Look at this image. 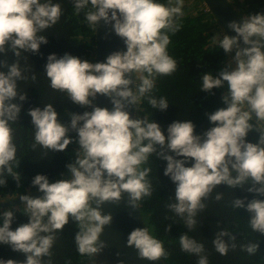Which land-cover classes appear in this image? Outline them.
Wrapping results in <instances>:
<instances>
[{"label":"clouds","instance_id":"obj_1","mask_svg":"<svg viewBox=\"0 0 264 264\" xmlns=\"http://www.w3.org/2000/svg\"><path fill=\"white\" fill-rule=\"evenodd\" d=\"M183 4L184 0H72L75 13H83L95 31L101 21L111 25L126 51L112 52L104 62L96 63L67 53L46 58L44 76L49 87L91 111L70 114L68 124L60 122L52 104L27 112L33 126V149L40 146L65 152L70 144L77 147L74 159L65 165L67 178L61 173V179L50 182L46 175L37 174L31 187L42 195L18 196L27 223L12 230L15 211L0 213V245L24 254L23 264H44V258L52 255L57 235L70 220L77 229V252L97 257L106 247L100 237L112 222L103 206L117 205L127 194V206L136 210L141 200L152 195L148 179L152 169L146 165L153 155L166 162L163 175L175 185L174 199L170 198L167 208L183 220L188 231L195 228L197 214L207 207L205 202L223 185L260 197L247 202L234 198L231 206L244 209L250 229L264 236V14L229 22L227 27L234 36L213 37V43L232 59L215 77L211 72L200 76L202 92L227 88L220 97L224 107L206 113L211 125L207 130L197 135L191 121L178 120L167 126L165 134L152 119L130 118L127 111L130 106L137 111L142 100L154 110L169 107L167 99L157 98L153 90L158 77L171 76L177 70L167 49L170 34L180 30ZM61 16V5L54 0H0V55L11 52L15 57L10 64L0 60V69H6L0 71V177L10 175L17 187L21 174L13 171L17 147L12 125L19 120L26 100V92L18 91V82L36 80L35 74H25L20 60L22 53L35 55L48 43L41 33L56 25ZM98 95L109 99L111 110L94 106ZM250 132L259 134L256 143L247 141ZM0 186H6L5 179L0 178ZM222 198L219 192L214 196L217 202ZM235 241L233 234L222 230L212 244L224 256L237 247ZM179 244L181 251L198 257L197 264H208L202 243L183 234ZM126 246L140 260L168 258L162 241L146 227L134 228L127 235ZM258 247V243H248L241 250L255 255ZM0 264L18 262L8 259Z\"/></svg>","mask_w":264,"mask_h":264},{"label":"trees","instance_id":"obj_2","mask_svg":"<svg viewBox=\"0 0 264 264\" xmlns=\"http://www.w3.org/2000/svg\"><path fill=\"white\" fill-rule=\"evenodd\" d=\"M238 16L245 17L257 13L264 14V0H228ZM62 8V16L59 22L47 29L41 35L47 36L48 43L41 45L35 55L22 53L21 68L25 74L36 75V80L18 82V91L26 92V100L22 102L21 112L17 123L12 125L13 138L16 144V160L13 162V171L20 172L21 181L19 187L10 175L5 174L6 186H0V201L17 198L37 192L31 187V181L37 174L46 175L50 182L61 179V173L67 178L65 165L74 159L75 144H70L65 152L46 151L33 144V126L31 118L27 115L30 108L43 109L45 104H52L58 113L61 123L70 122V114H82L89 109L74 105L67 97L49 87V82L44 76V65L49 54L62 57L65 53L94 63V29L89 27L84 20L83 13L77 15L72 5V0H54ZM167 3V0H157ZM201 0H184V15L178 20L180 30L174 35L170 34L168 53L177 62V70L171 76L158 77L153 94L159 98L165 97L169 107L165 111L152 109L146 100L137 105L136 117H147L156 122L162 131H165L173 121L188 120L195 125V134L199 135L211 125L206 113L210 114L218 108L224 107L221 94L227 88L213 89L212 93L200 91L202 74L211 72L215 77L225 66L230 64L231 55H225L218 44L213 43L214 36L222 38L215 18L203 6ZM219 31V30H218ZM6 59L10 64L15 57L11 52L6 56L0 55V60ZM234 66V65H233ZM6 71V69H0ZM139 82L138 74L136 76ZM70 135L74 136V133ZM258 133L250 132L247 141L256 143ZM171 154V153H169ZM147 167L152 172L148 179L152 183L153 193L139 202L144 226L150 233L162 241L168 258L161 259L164 264H197L198 257L181 251L179 237L187 234L198 243L204 245L203 255L207 256L208 264H264V236L253 232L249 225V214L244 209H234L231 204L234 198L244 199L245 202L260 197L248 193L246 189H230L219 186L205 203L207 207L196 216L197 224L191 231L185 227L183 220L171 212L167 205L170 198L174 199L175 185L168 177L163 175L166 162L157 159L155 155L149 158ZM18 165V167H17ZM190 166V165H188ZM222 193L223 198L219 202L214 200L216 193ZM174 202V201H173ZM23 204L16 207L1 208L0 213L13 209L14 220L12 230L20 224L27 223V217L23 215ZM166 228H170L166 231ZM226 230L236 237L235 249H229L227 255L221 256L214 249L212 240L216 233ZM77 231L75 224L70 220L51 249V257L44 258V264H95V258L81 256L77 252L74 243V235ZM227 239V238H226ZM248 243H258L259 247L255 255H249L241 250V246ZM12 259L18 264H23L24 254L13 252L7 245H0V260Z\"/></svg>","mask_w":264,"mask_h":264},{"label":"water","instance_id":"obj_3","mask_svg":"<svg viewBox=\"0 0 264 264\" xmlns=\"http://www.w3.org/2000/svg\"><path fill=\"white\" fill-rule=\"evenodd\" d=\"M208 12L215 18L216 23L220 26L221 31L229 36H234L235 33L228 29L229 22H239L240 17L229 4L228 0H201ZM94 63L104 62L105 58L116 51H126L122 40L117 37L111 29V25L105 26L103 21L99 22L97 30H94ZM241 46H243L241 44ZM264 51V49H262ZM134 79V76H130ZM134 90V85L129 86ZM94 106L108 108L111 110L112 105L109 99L97 96L94 101ZM91 111V109H89ZM127 111L130 118L136 117V110L130 106ZM32 198H37L42 193L34 192L28 194ZM22 205V202L17 198L0 201V209L8 207H16ZM102 211L112 215V222L106 226L100 237L106 247L102 252L95 257V264H164L162 260L146 261L138 259L137 252L133 248L126 246L127 235L134 228H143L144 222L140 207L133 210L127 206V194L122 195L121 202L117 205L105 204Z\"/></svg>","mask_w":264,"mask_h":264},{"label":"rangeland","instance_id":"obj_4","mask_svg":"<svg viewBox=\"0 0 264 264\" xmlns=\"http://www.w3.org/2000/svg\"><path fill=\"white\" fill-rule=\"evenodd\" d=\"M204 6V5H203ZM219 30V31H218ZM218 30H215L216 31V33H221V29H218ZM222 34V33H221ZM231 59H232V57L229 59L230 60V62H231ZM234 67V66H233ZM2 201V200H1ZM24 206V205H23Z\"/></svg>","mask_w":264,"mask_h":264}]
</instances>
